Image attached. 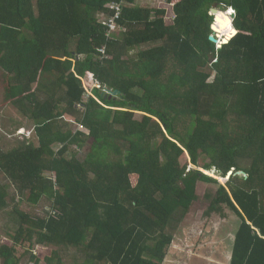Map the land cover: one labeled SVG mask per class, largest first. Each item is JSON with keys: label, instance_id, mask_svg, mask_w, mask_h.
<instances>
[{"label": "trees", "instance_id": "1", "mask_svg": "<svg viewBox=\"0 0 264 264\" xmlns=\"http://www.w3.org/2000/svg\"><path fill=\"white\" fill-rule=\"evenodd\" d=\"M112 1L119 39L99 19ZM169 2L173 18L135 0H0L4 97L38 139L0 146V212L16 201L18 221L0 264H163L199 182L217 185L205 218L239 219L229 264H264V0ZM223 4L238 33L219 48Z\"/></svg>", "mask_w": 264, "mask_h": 264}, {"label": "rangeland", "instance_id": "2", "mask_svg": "<svg viewBox=\"0 0 264 264\" xmlns=\"http://www.w3.org/2000/svg\"><path fill=\"white\" fill-rule=\"evenodd\" d=\"M135 5L149 8H163L166 9V16L168 18H173L174 16L173 4L170 3L169 0H135ZM99 19L103 21L105 20V16L100 13ZM122 32L123 30L119 31V36H116L115 38H122V36H120ZM134 52L136 53L137 51L135 50ZM1 93L4 95L3 88ZM10 107L12 112L16 111L14 106ZM17 114L18 119H22V115L18 112ZM135 117L137 119H141L142 114L137 112ZM68 119L70 121L73 120L71 116H68ZM22 120L25 121L26 124H22L24 126L23 129H19L13 133L14 136L12 139L16 140L15 143L26 142L34 133V131H32L33 128H30L32 122H28L26 118H23ZM78 127L79 126L76 128ZM75 151H78V149L76 148ZM84 154L83 150H81L79 156L82 157ZM181 162L184 165L189 163L188 157L183 155L181 157ZM189 167H193V165L189 164ZM202 171L219 179L220 181H225V178L222 177V175L216 170L213 172V169H202ZM208 187L216 189L217 185L199 182L197 190L199 199L194 203L190 214L176 231L174 242L170 246L163 264H229L232 251L231 241L233 240L234 235H236L240 222L238 217L230 210H227L229 217L224 220L221 219L219 215H213L211 218L204 217V211L207 207V201L204 199V193ZM15 203L16 201H12L11 207L8 206L5 211L0 212L1 241L8 238L7 231L15 230L18 226V221L15 220L17 215L12 216V214H14L12 209ZM18 203H20V206L22 205L23 207L30 206V209L33 210L36 215L43 213L44 207H47L50 204L48 199H43L37 206L27 205L28 203L24 199H19ZM10 212L11 214H9ZM22 251L23 248L19 246L18 252L21 253ZM35 254L39 255L42 259L45 257L46 250L39 247L35 250Z\"/></svg>", "mask_w": 264, "mask_h": 264}, {"label": "crops", "instance_id": "3", "mask_svg": "<svg viewBox=\"0 0 264 264\" xmlns=\"http://www.w3.org/2000/svg\"><path fill=\"white\" fill-rule=\"evenodd\" d=\"M3 88V93L5 92L3 83H2V79L0 78V146L1 148H5V149H10L9 147H11L12 145H15V141L13 138L14 136V132L19 130V129H23V125L22 124H26L25 121H23L22 119L26 118L29 121L32 122V125L30 126V128L34 131L32 137L30 139H34L37 143H38V139L36 137V133H35V123L33 122V120H31L28 117H22V119H18V114L19 111L16 109V111L12 112L11 107L10 106H14L12 103H10L9 101H6V98L4 97V95L1 93V90ZM16 108V107H15ZM21 115V114H20ZM70 121V120H69ZM73 121V120H72ZM70 121V122H72ZM3 182H7L4 180V178L0 177V183ZM12 190V188H10V191ZM9 204L11 202L10 199H8Z\"/></svg>", "mask_w": 264, "mask_h": 264}, {"label": "water", "instance_id": "4", "mask_svg": "<svg viewBox=\"0 0 264 264\" xmlns=\"http://www.w3.org/2000/svg\"><path fill=\"white\" fill-rule=\"evenodd\" d=\"M228 12H231V14H228ZM210 13L214 16L215 19H214V22L211 24L212 34L210 35L209 38L212 42L217 44V47L221 48L224 44L229 43L230 40L233 39L238 33V29L234 25V20L236 18V11L234 8L227 7L226 5L223 4L221 7H218V6L212 7L210 10ZM221 15L230 17L231 25H233L231 29H229L228 31L224 33L222 32L223 30L221 28L223 23L219 19L221 18ZM226 19L227 21H229L228 18ZM104 92L115 95L119 93V90L108 89V91L104 90ZM215 170L216 168L214 167L213 172H215ZM236 174H244L247 176V174L242 170L236 171Z\"/></svg>", "mask_w": 264, "mask_h": 264}, {"label": "built area", "instance_id": "5", "mask_svg": "<svg viewBox=\"0 0 264 264\" xmlns=\"http://www.w3.org/2000/svg\"><path fill=\"white\" fill-rule=\"evenodd\" d=\"M109 7L113 11V13L103 14L105 16V20H103L102 23L108 26L106 30V36L108 38H115L116 36H119L118 32L123 30L118 22V19L122 16L123 13V3L112 1L109 4ZM99 50L103 56L108 57L105 46L101 47ZM94 85L101 87L99 81H95Z\"/></svg>", "mask_w": 264, "mask_h": 264}, {"label": "bare ground", "instance_id": "6", "mask_svg": "<svg viewBox=\"0 0 264 264\" xmlns=\"http://www.w3.org/2000/svg\"><path fill=\"white\" fill-rule=\"evenodd\" d=\"M232 12V11H231ZM231 12H228V14H231ZM226 18H228L229 19V21H227V19ZM226 19V20H225ZM220 20L222 21V32L224 33V32H226V31H228L230 28V17H228V16H224V15H221V18H220ZM227 21V22H226ZM228 23V24H227ZM221 36V35H220Z\"/></svg>", "mask_w": 264, "mask_h": 264}, {"label": "clouds", "instance_id": "7", "mask_svg": "<svg viewBox=\"0 0 264 264\" xmlns=\"http://www.w3.org/2000/svg\"><path fill=\"white\" fill-rule=\"evenodd\" d=\"M98 87V86H97ZM107 89L105 88V91H106ZM108 91V90H107ZM103 92H104V90H103Z\"/></svg>", "mask_w": 264, "mask_h": 264}]
</instances>
